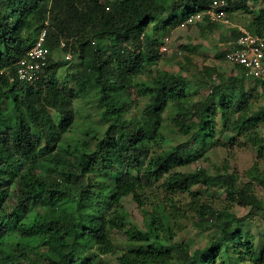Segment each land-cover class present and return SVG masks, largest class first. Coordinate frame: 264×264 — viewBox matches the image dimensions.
<instances>
[{"label": "trees", "instance_id": "1", "mask_svg": "<svg viewBox=\"0 0 264 264\" xmlns=\"http://www.w3.org/2000/svg\"><path fill=\"white\" fill-rule=\"evenodd\" d=\"M210 1L0 0V69L8 68L14 78L0 73V264H225L221 255L228 242L240 264L264 263V236L257 246L239 228L243 217L264 212V200L253 190V182L264 187V168L253 164L243 181L233 171L176 168L203 157L204 143L216 138L217 128L230 134L229 141L248 139L264 161L263 80L239 67L240 74L219 81L213 66L199 74L187 66L188 73L156 67L169 52L159 50L163 35ZM225 1L229 14L250 13L246 29L264 36V0ZM45 20L47 64L35 80L19 79L17 62ZM239 32L233 29L229 39ZM61 37L72 40L60 47ZM72 59L79 62L75 89L55 76L59 62ZM141 74L148 79L135 80ZM246 80L261 87L262 103L255 109L248 103L257 93L244 88ZM132 88L144 100L136 113ZM201 88L207 93L192 100L191 91ZM89 97L103 127L88 126L79 138L71 103ZM170 105L175 133L187 136L177 142L164 132L163 112ZM153 178L161 179L165 199L149 200L143 228L128 237L137 241L124 247L112 237L125 225L121 198L131 194L144 205L137 187ZM194 185L223 191L229 205L247 211L236 217L228 206L201 201ZM182 193L189 202L173 196ZM186 209L193 211L192 227L216 229L202 247L191 249L183 237L175 238L171 221ZM33 217L34 227L23 221Z\"/></svg>", "mask_w": 264, "mask_h": 264}, {"label": "rangeland", "instance_id": "2", "mask_svg": "<svg viewBox=\"0 0 264 264\" xmlns=\"http://www.w3.org/2000/svg\"><path fill=\"white\" fill-rule=\"evenodd\" d=\"M250 17V13L243 10H237L229 14L230 26L218 24L213 28H209L204 22H196L183 27L178 26L180 23L175 25L173 27L174 31L171 41V50L167 53L161 54L156 67L159 69L186 73L187 71L184 70V67L187 66L190 70L196 71L195 74H199L198 72L202 73L203 67L213 66L216 68V71L220 73L219 78L215 74L216 76L214 77H216V81L221 79L224 80L231 74H240L238 69L229 65V63L224 60L223 54L219 53L226 49L231 31L239 27L246 28V24ZM149 29L150 25L147 27V30ZM58 51V49L55 50V55ZM78 70L79 62L77 59L65 62L63 60L59 62L55 76L60 83H64L68 87L75 89L76 87L74 85L73 76ZM147 79L148 77L142 74L135 77V80L139 82H144ZM244 83V88L246 90L253 89L251 91L257 93L255 96L251 95L248 103L249 109H255L262 103L261 87L258 84L256 85L248 82V80ZM226 87L229 89L228 85H226ZM130 92L133 103L131 112L136 113L143 105L144 100L136 95L133 88ZM206 93L207 89H196L194 92L191 91L190 98L192 100L197 99ZM71 106L76 111L73 131L75 135L79 136V138L83 135V131L88 126L103 127V124L99 123L100 118L95 112V100L92 97H89L87 100L83 98L75 99L71 103ZM173 114L174 108L171 105L163 112L164 132L169 140L172 139L171 141L177 142L183 140L184 137L186 138L187 136L175 133L176 125L172 121ZM52 116L55 119L58 118L55 112H52ZM231 131L229 132L231 133ZM215 136L216 138L212 141L206 140L204 143L205 154L203 157L188 165L178 166L176 168L178 170H193L195 167L203 166L209 173L213 174L224 170L229 172L233 171L238 174L240 181L247 179L246 170L253 164H257L260 168H264V161L256 157L254 150L250 147L248 139L239 137L241 139L240 143L238 140L229 141L228 137L230 134L225 131L219 132L218 128L215 130ZM239 138L237 137V139ZM160 182L161 179L157 180L156 178H153V180H150L149 182L139 183L137 192L143 194V198H145V204L142 206L133 200L131 194L121 198V203L126 210L127 216L124 219V227L121 230L112 233V237L116 239L118 244L128 247L130 244L137 241H129L128 237L135 236L136 231L143 228L145 207L152 209L149 200L162 202V200L165 199V192L159 187ZM192 189L201 194V201L213 203L217 205V207L228 206L230 208L229 210L236 217H243L242 215L247 211V208L242 204L233 202L229 205L228 200L230 199L226 197L223 191L220 192L212 187L206 188L203 185H194ZM253 190L258 197L264 200V187L257 182H253ZM173 196L179 199L181 204L189 202L191 199V197L185 193ZM166 205H170L169 202H167ZM192 214V210L186 209L184 214H180L172 219L171 225L172 230L175 232V238L179 239L183 237L189 247L194 249L205 245L210 236L216 233V229L210 228L201 230L198 229V227H192ZM23 221H26L32 227L35 226V217L31 219H23ZM239 228L243 234L251 235L252 240H256L255 244L258 246L260 239L264 236V212L256 211L252 216L243 217ZM171 250H173V248ZM221 257L225 264L241 263L237 258V254L233 250L232 242H228L225 245Z\"/></svg>", "mask_w": 264, "mask_h": 264}, {"label": "built area", "instance_id": "3", "mask_svg": "<svg viewBox=\"0 0 264 264\" xmlns=\"http://www.w3.org/2000/svg\"><path fill=\"white\" fill-rule=\"evenodd\" d=\"M225 0H211L203 9L189 14L178 26L183 27L196 22H214L230 26L229 12L225 10ZM48 20L44 21V26L36 35L31 46L18 60L15 75L19 79L33 81L44 70L48 57L51 53L49 45L46 43L48 35ZM240 32L234 40H228L224 52V60L232 67H239L246 76L264 81V36H259L244 27L237 28ZM174 29L163 35L159 50L166 52L171 50V41ZM72 38L61 37L60 47H66ZM65 58H72V52L68 48ZM8 75L10 80L13 76L8 68L0 69V73Z\"/></svg>", "mask_w": 264, "mask_h": 264}]
</instances>
